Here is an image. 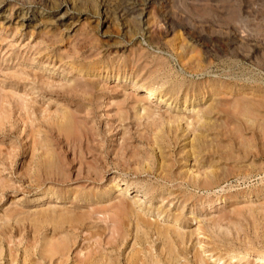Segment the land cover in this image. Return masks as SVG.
Here are the masks:
<instances>
[{
  "label": "rangeland",
  "instance_id": "374dc122",
  "mask_svg": "<svg viewBox=\"0 0 264 264\" xmlns=\"http://www.w3.org/2000/svg\"><path fill=\"white\" fill-rule=\"evenodd\" d=\"M60 2L46 7L52 17L24 25L20 11L32 14L48 0L0 4V264H264V129L244 124L243 136H234L236 116L222 108L244 98L264 105V83L242 75L256 69L253 59L234 46L247 37L254 55L263 53L253 29L264 26V0H154L145 37L131 36L112 12L100 20L92 4L81 11ZM135 4L112 0L129 12ZM186 4L214 6L223 20L236 6L244 20L237 30L219 29L187 19ZM163 14L196 28L206 46L228 40V57L237 50L239 63L211 53L208 71L191 72L187 58L172 56L184 37L167 29ZM151 34L161 36L157 44ZM90 63L127 67L108 76L78 69ZM150 85H183L179 101L150 95ZM186 90L203 99L202 110L213 91L220 99L211 116L224 127L210 131L216 144L200 160L187 153L199 123L182 102ZM244 139L253 146L243 148ZM213 168L219 182L206 184ZM63 214L72 219L59 222ZM65 236L67 253L45 254L48 238Z\"/></svg>",
  "mask_w": 264,
  "mask_h": 264
},
{
  "label": "bare ground",
  "instance_id": "6f19581e",
  "mask_svg": "<svg viewBox=\"0 0 264 264\" xmlns=\"http://www.w3.org/2000/svg\"><path fill=\"white\" fill-rule=\"evenodd\" d=\"M4 1L5 0H0V4H2ZM40 1H42V0H40ZM63 1H66V2L67 1H70V3H71L70 5H72V8H74V9H80V10H81V7H85L84 6L85 3H88L89 5L92 4L93 10H91L92 7L91 8H90V6H88V7L97 16H99V19L100 20H101V16H102L103 13L105 15L106 12L107 13L112 12V13H114L116 15V18H119L120 17V18H123V20H125L124 22H122V24H123V26L127 27V32H129V34L131 36L132 35L134 36V35H137V33H140L143 37H145L147 35V33H148V30L145 27V25L146 24L148 25V23H149V20L148 19L145 20V16L149 13L148 10H147V8H148V5H149L150 2H152V1L154 2V0H140V1L139 0L138 1L135 0V3L136 4H135L134 11H130L129 12V10H126L124 8L118 9L117 8L118 6L116 8H113V6H112V0H63ZM185 1H188V0H185ZM159 2H160V0H159ZM222 2H223V0H222ZM60 3H61L60 0H48V4L49 5H46L45 4L46 6H45L44 9L41 6V8L34 10L33 13L32 14H29V15H28V11L22 10L18 14V16L20 17V19L22 21V25H24L26 23V21H28V23H31V22L36 21L38 18H40V20H43V18L46 17V15H49V17L50 16L52 17V12L46 11L45 10L46 7L47 8L49 7L50 10H51L52 8L59 7L60 6ZM209 4H212V3L211 2L210 3H206L205 6H207V5L209 6ZM192 6H195L193 8H196V5H191V8L188 6V8L189 9H192ZM226 6H228V5H226ZM260 6H262V8L264 10V2ZM185 7L187 9V4H186ZM202 7H201V9H202ZM204 7H203V9H204ZM210 7H211V5H210ZM197 8L200 9L199 7H197ZM213 8H214V6H213ZM213 8L212 7L211 8L208 7L207 8L208 11L206 9L205 10L202 9V11H199V10L198 11H196V10L193 11L194 9L192 11H189L187 9L189 11V17H190V18H187V19H189L191 21H197V22L198 21L199 22H204L205 21L204 22L205 24H206V22L208 23V21H209L211 24L217 25L216 27H219V29H220V27H223V29H224V27H225V29H228V28H231L233 25H235L234 26V29H235V27H237V25L240 26L241 22H243V20H244L243 17H241L242 14H239V11L237 10L238 8L236 6L232 8L234 15H232V16L230 15L228 19L225 18V20H227V21L223 20L224 18H221L222 17V14L219 15L218 11H215L214 10L215 8L214 9ZM11 10H12V8L9 6L7 8V11L11 12ZM68 10H69V8H67V10H65V12L63 14H66ZM83 10H84V8H83ZM86 10L88 11V8H86ZM86 10H84V11H86ZM187 10H185V11H187ZM241 10H242V6H241ZM188 11H187V13H188ZM114 14H112V15H114ZM225 15L226 14H224L223 17H226L227 16V15L226 16ZM218 16L220 17L219 19L217 18ZM192 17H194L195 19L192 18ZM162 20L164 22H166V24H167L166 27H167L168 30L175 31V34L178 33V35L176 34V37L177 38L180 37L182 39L181 36L183 35L184 38L180 41V44H178V46L176 45L177 47L175 46V44L173 45V49H174L173 52L174 53H172V56L174 55L178 59L179 58H182L181 61L182 60H185L187 58L188 62L192 63V65H191L192 67L189 66V65H187V66L193 68L192 69L193 71L191 70V72H193V73H195V72L196 73H201V72L208 71V69H209V67H210V65L212 63L211 60L209 61V58H210L209 55L211 53H215V55H217L219 58H221L222 56L223 57H228V52H227V50L229 49L228 40L223 41V43H222L223 45L220 44L221 43L220 41H215V42H217V43L219 42V43L218 44L216 43L215 46L212 45V43H211L210 45H212V47L210 45H208L209 43H207L208 46H206L205 45V42L202 41L203 40L202 39V35L196 32L197 31L196 28H195V30H193L192 28H190V26H189V28L186 27V26L185 27L184 26H180L178 24L180 22L175 21L172 18V16H170V14L169 15L168 14H165L163 16V18L161 19V21ZM184 21H185V19H184ZM204 23L202 25H205ZM232 23H235V24H232ZM34 24H37V23H34ZM198 24L200 25V23H198ZM34 26H36V25H34ZM199 27H202V26H199ZM203 29H204V27H203ZM235 30H237V29H235ZM238 30L240 31V29H238ZM228 31H231V30L229 29ZM228 31H227V33H228ZM236 32H238V31H236ZM253 33L256 36H261V37L264 38V26L262 27V26H260L258 24L257 28L256 29L255 28L253 29ZM224 38H225V36H224ZM160 39H161V36H157L156 37V36H153L151 34V36H150V38L148 40L152 44H157L160 41ZM240 40H241V43L240 44H236L234 46H237L238 45L237 46L238 47V50L240 49L242 52L246 53L249 58L253 59L252 60V66H254L256 68V69L251 68V67L250 68H246L248 71H243L242 75L246 78V80L256 81V82L258 81V82L264 83V44H263V49H262L263 50V53L262 54H258L257 53V55H254V54H256V52H255L256 49L254 50V47H252V45L249 44V42H250L249 41V38L245 37V39H240ZM210 42H212V39H211ZM231 47H233V46H231ZM237 47H233V49L234 48H237ZM179 49H181V51L183 50V52H185V53L188 52V50H191V53L192 54H191L190 57H186L187 55L186 56H184V55L182 56L181 55L182 53H180V54H178L179 52L177 53V51H179ZM235 50H233V51H235ZM259 52H261V51H259ZM236 53H237V50H236ZM236 53L234 52L232 54V57L233 58L236 57L234 60L231 59L232 58L231 56L228 57V59H229L228 64H230V66H231V63H239V61H238V55ZM223 57H222V59H223ZM185 62L187 63V61H185ZM126 67H127L126 64L125 65L119 64V65H116L115 66V65H111V64L108 65V64H105V63L104 64L103 63H101V64L100 63H93V64L90 63V64H88V66H84L83 65L82 68H78V69L81 72L86 71V73H91V72H93V73H96V72L97 73H105L108 76L110 73H112L114 71L115 72H118V74L120 75L122 70L123 71L126 70ZM182 87H183V85H180L178 87H173V88H164V89H161L159 86L150 85V87H148L147 93H149L150 95H152L154 93H157L162 100H166V101H171L172 100V102H175V101L177 102V101H179L178 98L180 96V92L182 90ZM222 90L223 89H220V91H222ZM184 93H185L184 94L185 98L183 99V101L182 100L181 101L185 104V107L187 109L196 110L197 123H199L198 128H194V135H193V138H192L191 143H190L191 144L190 152H187V153H188V155L191 153L192 155L195 156V159L196 160H200V159H202L201 156L203 155V153L206 150H208L209 148H212V149L214 148L213 147L214 146L213 144L215 143L214 142L215 139L209 136L210 135L209 134L210 131L212 129H214V128L216 130L220 129V125L223 126L222 123H220L217 119H213L212 116H211L212 111H215L216 109H218L216 111H220L221 110V108L219 106V105H221L220 104V99H218V93H216L215 91H213V93L211 94V102H210V105L207 107V109L202 110L198 106H199V102L200 101H203V99L198 98L196 96H193V99H191V97H189V93H190L189 90H186V92H184ZM154 95H156V94H154ZM261 97H263V96H261ZM146 99H149V98H146ZM225 106H226V108L225 107H222L223 110L229 111L231 114H234L236 117L234 115H232L231 117L234 116L237 119V121H235L236 122L235 123V126L232 128V131H233L232 133L234 134V136L236 134L243 136L242 132H243V128L245 127L244 124H246L248 126L251 125L252 128H255V127H253V125L259 124L261 126V127L259 126L260 127V130L264 129V126H263L264 123L262 124L260 122V119H259V117H261V116H259L261 114V111L260 110L264 107V105H263L262 102L256 101L254 99L244 98V99H238V101H236V103L232 107H229V106L227 107V105H225ZM219 108H220V110H219ZM229 108H231L232 111H230ZM200 113H202V114H200ZM231 117H229V118H231ZM65 118L67 119V123H70L71 122V116L70 115H65ZM193 123L194 122H190L189 125L190 124H193ZM219 131H221V130H219ZM160 132H164V130H162ZM263 132H264V130H263ZM222 133H224V132H222ZM215 138H217V137H215ZM156 140H157V142H160L159 138H157ZM242 143L244 145L243 148H245L246 146L251 148V146H253V144H251V141L250 140H247V142H246V140L244 139L242 141ZM158 145H159V143H158ZM230 145H232V144L230 143ZM226 146H228V145H226ZM226 146H225V148H226ZM159 147H162L161 146V143H160ZM227 148L225 150H223V151L226 154H230L231 155L234 152L233 149H232V147L229 146ZM216 149H215V152H216ZM247 149H249V148H246L244 150H247ZM231 158H233L232 155H231ZM162 170L164 171L165 169H162ZM220 172H219V169H216V168H213L210 172H207V174L205 176L206 184H207V182H208V184L209 183L212 184L213 182L214 183L215 182L216 183L219 182V178L221 177L220 176V174H221ZM194 178L197 179V178H199V176L196 177L195 174H194ZM58 217H59V219H58ZM58 217L56 219H58L59 222L72 219V218H69V216L68 217L65 216L64 214L63 215H60ZM70 239L71 238L69 236L60 237L59 239H56L57 241L56 240H53V238H48L46 240L45 254L52 257L55 254H63V253H65L66 251H68L70 249V246H71L70 245ZM221 259H222L221 257H216L215 258V260H221Z\"/></svg>",
  "mask_w": 264,
  "mask_h": 264
}]
</instances>
